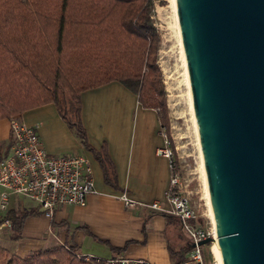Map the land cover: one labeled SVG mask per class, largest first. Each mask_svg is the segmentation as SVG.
<instances>
[{
    "label": "trees",
    "instance_id": "1",
    "mask_svg": "<svg viewBox=\"0 0 264 264\" xmlns=\"http://www.w3.org/2000/svg\"><path fill=\"white\" fill-rule=\"evenodd\" d=\"M154 8V0H0V120L55 103L99 161L105 181L114 184L116 170L106 146L97 150L88 141L81 93L119 81L144 107L157 109L168 128ZM38 212L10 209L0 224L10 220V238L19 240L26 219ZM190 248H171L174 264H182ZM125 249L112 246L114 252ZM0 264L87 263L75 246L56 244L26 257L0 246Z\"/></svg>",
    "mask_w": 264,
    "mask_h": 264
},
{
    "label": "crops",
    "instance_id": "2",
    "mask_svg": "<svg viewBox=\"0 0 264 264\" xmlns=\"http://www.w3.org/2000/svg\"><path fill=\"white\" fill-rule=\"evenodd\" d=\"M81 100L88 141L97 150L106 146L116 170L114 184L105 181L99 161L83 146L55 103L22 112L19 115L23 121L39 126V136L50 154L77 153L90 159L96 191L88 195L86 205L58 207L52 217L46 216L34 202L12 196L9 210L38 208L39 212L26 219L19 240L10 238L11 227L5 224L0 230V245L9 246L6 248L18 256L63 244L100 258L121 255L127 259H147L151 264H174L171 248H184L190 240L185 245L181 243V221L168 211L170 204L165 192L171 170L168 160L156 154L164 142L159 111L144 107L138 95L119 81L85 90ZM10 138L9 118L1 119L0 159L9 148ZM70 139L75 144H70ZM124 192L138 201H157L165 210L128 208L120 199ZM112 246L126 249L114 252Z\"/></svg>",
    "mask_w": 264,
    "mask_h": 264
},
{
    "label": "water",
    "instance_id": "3",
    "mask_svg": "<svg viewBox=\"0 0 264 264\" xmlns=\"http://www.w3.org/2000/svg\"><path fill=\"white\" fill-rule=\"evenodd\" d=\"M175 2L223 264H264V0Z\"/></svg>",
    "mask_w": 264,
    "mask_h": 264
},
{
    "label": "built area",
    "instance_id": "4",
    "mask_svg": "<svg viewBox=\"0 0 264 264\" xmlns=\"http://www.w3.org/2000/svg\"><path fill=\"white\" fill-rule=\"evenodd\" d=\"M9 121L10 145L0 159V215L5 216L9 210L10 198L14 195L33 201L48 217H52L58 207L86 205L88 195L96 191L90 159L77 153L50 154L39 136L38 125L26 123L20 115L10 117ZM161 134L164 142L156 149V154L168 160L171 170L165 192L170 204L168 211L180 219L182 229L191 244L182 264H223L213 252L214 226L205 228L197 223L198 214L192 206L190 196L183 190L176 151L164 126ZM120 199L128 208L165 210L157 201H138L127 192ZM5 224L11 225V221L4 220L0 224V230ZM208 237L214 239L208 244L210 259L204 250L205 245H199V242ZM81 255L84 260L93 264H151L147 259H127L121 255L112 258Z\"/></svg>",
    "mask_w": 264,
    "mask_h": 264
},
{
    "label": "rangeland",
    "instance_id": "5",
    "mask_svg": "<svg viewBox=\"0 0 264 264\" xmlns=\"http://www.w3.org/2000/svg\"><path fill=\"white\" fill-rule=\"evenodd\" d=\"M154 1L153 20L161 36L157 63L163 72L169 111L168 128H166L176 151L183 190L190 196L192 206L196 214H198V225L207 228L213 224L211 223L208 200L204 189L200 156L202 155L201 146L199 144V135H197L198 129L196 130L193 118L192 94L191 88L189 89L190 80L182 38L180 39L177 29L173 1ZM69 142L70 144H75L73 139H70ZM25 201L34 204L29 199H25ZM180 230L182 234L180 241L185 245L188 237L181 227ZM2 247L6 248L9 246L5 245ZM203 247L206 251L207 258L210 259L211 251L208 245ZM32 254L29 253L20 257H26ZM84 261L87 264H93L88 263L86 260Z\"/></svg>",
    "mask_w": 264,
    "mask_h": 264
},
{
    "label": "bare ground",
    "instance_id": "6",
    "mask_svg": "<svg viewBox=\"0 0 264 264\" xmlns=\"http://www.w3.org/2000/svg\"><path fill=\"white\" fill-rule=\"evenodd\" d=\"M172 1H173V6H174V13H175V19H176L177 29H178V33H179V36H180V39H181V33H180V29H179V24H178V13H177L176 2H175V0H172ZM187 78H188V76H187ZM188 82H189V80H188ZM189 89H190V86H189ZM193 109H194V107H192V112H193L194 123L196 125V130H197L196 117H195V112H194ZM197 135H199V134H197ZM200 156H201V166H202V175H203V181H204V189L206 191V196H207L208 205H209V211H210V214L209 215H210V218H211V223L213 224L214 229H215V242H214V246H213V252H214V255L218 258V260H220L221 262H223L222 255H221V249H220V246H219V237H218V234H217V228H216V225H215L213 211H212V207H211V203H210V196H209V191H208V187H207L205 167H204L202 155H200Z\"/></svg>",
    "mask_w": 264,
    "mask_h": 264
}]
</instances>
